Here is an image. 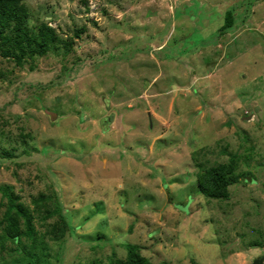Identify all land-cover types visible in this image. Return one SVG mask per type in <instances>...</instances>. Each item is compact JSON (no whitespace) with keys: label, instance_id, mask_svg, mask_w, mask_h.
Returning a JSON list of instances; mask_svg holds the SVG:
<instances>
[{"label":"rangeland","instance_id":"rangeland-1","mask_svg":"<svg viewBox=\"0 0 264 264\" xmlns=\"http://www.w3.org/2000/svg\"><path fill=\"white\" fill-rule=\"evenodd\" d=\"M22 2L28 35L46 24L57 39L19 61L0 54V264H114L127 241L152 264H264V0ZM227 10L238 20L222 36ZM143 17L155 33L141 40L174 33L161 51L146 45L152 60L133 82L143 46L127 40ZM121 132L131 135L104 141ZM148 149L141 186L135 163ZM220 164L231 165L227 195H204L200 175ZM159 179L166 192L152 198ZM86 203L108 206V220L90 221Z\"/></svg>","mask_w":264,"mask_h":264},{"label":"trees","instance_id":"trees-1","mask_svg":"<svg viewBox=\"0 0 264 264\" xmlns=\"http://www.w3.org/2000/svg\"><path fill=\"white\" fill-rule=\"evenodd\" d=\"M27 18L28 11L22 0H0V54L2 56H16V59L19 61L26 48H31L30 51L41 52L50 42H53L55 38L57 39L52 28L46 24H41L39 26L37 34L29 36L26 29ZM224 19L225 24L219 29L221 32L231 27L233 24L234 19L231 11L225 13ZM7 31L9 32L7 33ZM33 43H37L39 48H33ZM228 170H231L230 164H220L216 168L211 167L208 169L203 176L200 175L201 177L200 180H198V185L201 193L212 197L226 196ZM9 199V209H15L16 216L20 215L24 219L26 233L31 234L32 227L30 225L29 216H27V213L20 205L13 202L12 198ZM10 215L8 217L9 231H14V234H17L19 229L16 222L17 217L12 214ZM61 218L64 226H69L66 220L67 218L62 216ZM130 225H132L131 228H129L131 232L133 224ZM124 245L126 249L125 257L121 259L115 257L117 260L114 264H152L145 255L141 253L140 244L127 241Z\"/></svg>","mask_w":264,"mask_h":264},{"label":"crops","instance_id":"crops-1","mask_svg":"<svg viewBox=\"0 0 264 264\" xmlns=\"http://www.w3.org/2000/svg\"><path fill=\"white\" fill-rule=\"evenodd\" d=\"M227 11H231V13H232V10H227ZM232 16H233V13H232ZM137 17H135V19H136ZM145 18L143 17L142 19H141V22H139L138 21V19L136 20V21H134V24H133V26H132V28L134 29V34H133V40H127V44H132L133 45V43H136V41H138V42H140V45H142L143 47L141 48V50H140V52H137V53H135L134 55H133V60H135L136 61V64H134L135 65V67L134 68H130V70H132L133 71V77H132V81L133 82H139L140 80L138 79V77H139V74H137L135 71H137V70H139V69H141L142 67H145V60H147V61H149V62H151V60H152V57L151 58H149V56H147L145 53H143L145 50H146V45L149 47L150 45H156L157 47H160V49H158V51H161V50H163L165 47H166V39L168 38V36L169 35H171L172 33H174V30H173V26H175L174 24H172V28H170L169 29V31L165 34V38L164 39H162V40H156V39H154V37H151V35H154V33L155 32H152V29L153 28H151V27H149L150 25H147L146 23V21H148V19H147V17H146V20H145V22H143V20H144ZM233 19H234V17H233ZM235 21L236 20H238L237 19V17L234 19ZM235 21H233V24H232V26L233 25H235ZM232 26L231 27H229V29H232ZM130 28V27H129ZM128 28V29H129ZM163 28H165V27H163ZM162 29V28H161ZM220 29V28H219ZM228 29V28H227ZM226 29V30H227ZM225 31V30H224ZM224 31L223 32H221L222 34V36L223 35H225L226 33H224ZM141 33H143V34H147V35H149V34H151L150 36H148V37H150V40L149 41H146L147 39H143V40H141L140 38H138V37H136L135 35L136 34H141ZM227 34H229V33H227ZM131 37V36H130ZM130 39V38H129ZM121 42H123V41H121ZM217 44L218 45H220L221 46V44L220 43H218L217 42ZM217 44H214V45H217ZM245 44V43H244ZM212 46V45H211ZM246 46V45H245ZM144 47H145V49H144ZM199 50H201L200 49V47H199V49L197 50V51H199ZM209 50H210V48L207 50V53L209 52ZM241 51H243V50H241ZM241 51H238L239 53L241 52ZM194 53H195V51H193ZM210 53V52H209ZM142 54V55H141ZM184 54H181L179 57H174V59H181L182 61L181 62H185V59L186 60H188L187 59V57H189V56H183ZM192 55V53H190V56ZM167 55H165V54H159L158 55V57L156 58L155 57V60H154V64L155 65H157L158 64V61L160 62V60H166L165 59V57H166ZM138 61H143V63H141V64H139L138 63ZM146 63H148V62H146ZM157 63V64H156ZM160 64V63H159ZM119 65H121V64H119ZM155 65H153V66H155ZM142 70H144L145 71V69H142ZM142 73V71H140V74ZM150 76V75H149ZM157 77H154L153 79L154 80H157L156 79ZM143 79H144V75H143ZM157 103V102H156ZM171 103V105H170V107H176L175 105H172L173 103H174V101H171L170 102ZM177 104H179V108L180 109H185L179 102L177 103ZM213 106H215V107H217V105H213ZM108 108H110V106L108 107ZM117 108H118V111H119V109H120V106H117ZM109 114H110V117H111V121H110V125H112L113 123H116V120H117V118H118V116H116V114H118L117 113V110H116V108L115 107H112L111 108V111L110 112H108ZM113 120H114V122H113ZM120 122L121 121H123V117H121V118H119L118 119ZM113 122V123H112ZM107 133V132H106ZM105 133V134H106ZM131 134L130 133H123V132H121V133H118L117 135H111V136H109V137H107L106 138V140H104V141H107V142H109V144H115V145H118V142L120 141L119 140V136H130ZM116 139V141H114ZM109 148V147H108ZM114 148H116V147H114ZM96 154L98 155V156H96ZM153 155V153H152V151L150 150V149H148V154L147 155H144V153H142V158L140 159L141 161L140 162H137V163H135V164H137V166H138V169H137V171H138V173L141 175V177L139 178L140 179V184H141V186H142V183H145L146 185H148V183L150 182V180H151V178H146L145 177V175H144V173H150V172H148L149 170L145 167V164H148V163H145V162H147L149 159H151V156ZM154 155L156 156V159H154V163H155V165H161V160H162V158H166V154H164L163 156L162 155H156L155 153H154ZM106 156L107 155H105V154H102V155H99L98 154V152L97 153H95V155H94V157L92 156V154H91V157H93V158H95L98 162H102V159L103 158H106ZM120 156H122V155H120ZM100 157H102L101 159H99ZM132 157V156H131ZM52 159H54V155H53V158ZM69 160H71V159H69ZM130 160L133 162V160H132V158H130ZM154 163L152 162V166L154 165ZM107 164H108V161L106 160H103V162H102V167H106L107 166ZM112 165H113V163H111ZM117 164V161H115V165ZM52 165H53V163H52ZM150 165V166H151ZM63 182H65V181H63ZM63 182L61 183V188L62 187H64V184H63ZM159 183V185L161 186L160 188H159V191L161 190V191H163L164 192V184H163V182L162 181H160V179H159V181H154V182H151V187L154 189V191H155V184H158ZM145 185V186H146ZM169 187H171L170 185H168L167 186V189H170ZM143 191H146L147 192V190H143ZM150 191V190H149ZM152 192V191H150L151 193H153L154 195H150V197H152V198H154V196L155 195H158V197L160 198L161 197V195L163 194V193H161V191L159 192ZM108 191L107 190H105L104 192H102V193H100V195H102V196H104V195H106V194H108L107 193ZM150 192H148V194L150 193ZM166 192V191H165ZM164 192V193H165ZM143 194H145V192H142ZM158 193V194H157ZM127 194V197L129 196V194L128 193H126ZM164 195V194H163ZM101 196V197H102ZM137 197H139V194L138 195H136ZM148 196V195H147ZM105 197V196H104ZM103 197V198H104ZM166 198V197H165ZM92 202V205H94L97 201H95V199L93 198L92 200H91ZM85 202V201H84ZM161 203H163L162 201H161ZM87 204V206H88V211H87V215H88V217H89V219H90V221H96L97 219H100V220H102V219H106V220H108V218L109 217H106V215H107V213L109 212V209H108V206H106V205H103V207H105V208H103L102 209V211H99V210H97V209H93V207L92 206H90V204L89 203H86ZM154 204H160V203H156V202H154ZM127 205H125V207H126ZM121 208V207H120ZM127 208V207H126ZM134 209H137L136 207L134 208ZM121 211H123V208H121ZM149 211H151V209H147L146 211L145 210H143L142 211V214L143 215H145L147 212H149ZM116 212H118V211H116ZM128 212V217H130V216H132L133 215V213H135V212H133L132 213V211L130 212V211H127ZM151 213H153L152 211H151ZM122 216H124V217H126L127 219H128V217L126 216V213L125 212H122ZM88 217H85L86 219L88 218ZM85 219V220H86ZM129 220V219H128ZM136 228V227H135Z\"/></svg>","mask_w":264,"mask_h":264},{"label":"water","instance_id":"water-1","mask_svg":"<svg viewBox=\"0 0 264 264\" xmlns=\"http://www.w3.org/2000/svg\"><path fill=\"white\" fill-rule=\"evenodd\" d=\"M262 258L254 259L251 264H262Z\"/></svg>","mask_w":264,"mask_h":264}]
</instances>
